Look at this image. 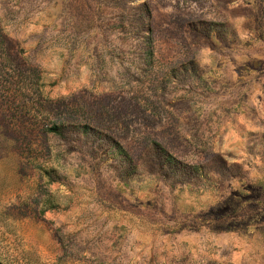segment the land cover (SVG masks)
<instances>
[{
  "label": "rangeland",
  "instance_id": "1",
  "mask_svg": "<svg viewBox=\"0 0 264 264\" xmlns=\"http://www.w3.org/2000/svg\"><path fill=\"white\" fill-rule=\"evenodd\" d=\"M0 264H264V0H0Z\"/></svg>",
  "mask_w": 264,
  "mask_h": 264
}]
</instances>
